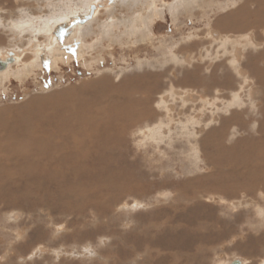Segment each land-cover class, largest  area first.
Listing matches in <instances>:
<instances>
[{"label":"rangeland","instance_id":"rangeland-1","mask_svg":"<svg viewBox=\"0 0 264 264\" xmlns=\"http://www.w3.org/2000/svg\"><path fill=\"white\" fill-rule=\"evenodd\" d=\"M92 1L7 0L5 3L1 0L0 52H4L7 47L25 50L11 63L13 65L16 63L14 66L10 65L13 71L11 68L0 70V73L6 74V78H0V110L17 107L36 98L38 102L47 104L44 106L47 113L50 108L54 116L59 115L60 112L69 113L73 111V108L80 109L81 103H85L87 107L90 101L93 102L94 94L90 90L92 85H95V90L100 92L108 89L112 94L119 93L120 95L112 101L127 102L132 99L126 94L129 86H125L126 90L124 85H119L121 80L126 81L123 79L124 76L152 68L158 72L162 70L161 79L164 77L168 79L165 80L166 83L161 81L162 86L165 87L150 97L152 106L150 107L159 111L161 118L160 116L148 117L145 120L146 116L143 114L144 116H138L139 119L132 123L135 124L134 126L124 125L120 146L117 147L118 149L112 148L114 152L111 153L112 166L115 168L125 166L135 171L136 177L139 178L135 181L137 184L141 183L143 188L138 191L129 190L119 194L120 196L115 195L116 198L110 202L109 206L107 204V207L88 205L83 211H65L62 207L63 211L56 205H52L51 200L44 203L39 198L32 199L31 209H27L22 202L12 205L4 204L0 207V264H229L233 260H239V264H264V192L256 195L252 191L250 192L253 194L249 192V194L246 193L247 195L221 194L206 184H201L195 186L194 195L189 198L180 195L185 181L191 179V182H195L194 179L215 171L204 155V148L211 150L212 146L203 145V137L212 127L219 126L221 117L229 115L232 109L246 106L251 108L249 109L250 117L253 115V119L258 117L260 119L261 114L258 113V109L261 104V95L257 92L259 91L258 82L246 69L247 63L246 67L242 64L246 60L248 50H253L255 53L258 48L264 50V25H259L260 39L243 36L237 32L239 36L234 42L237 46L234 50L228 46L230 42H233L230 39L233 37L231 35L227 36L223 41L224 44L219 47L213 41V50L204 52V63H196L202 65L205 69L203 75L204 73L206 75L211 67L214 69L215 63L224 64L227 61L231 70L229 72L233 74L237 84L234 82L235 84L230 86L233 88L227 87V90L221 88L222 92L225 91L228 95L224 97L221 104L202 105L203 102L200 104V101H197L196 105L187 107L184 113L179 114L178 106L169 105L170 103L174 105L177 93L173 91L175 84L169 82L166 70L167 65L168 68L173 69L171 65L177 63L178 57L163 55L165 49H157L156 44L159 42L165 46L168 45L167 42L171 44L167 41L171 39L167 38L171 34L176 38L183 32L186 35L191 32L195 38L201 34L205 35L208 29L205 31L201 28H206L207 20H189L187 24L176 25L169 17L170 8L166 9L163 18L157 19L148 12V6L146 9H141V0H96L101 5L97 7L96 12L90 14L88 18H83L81 14L80 18L83 19H77V17L71 19H77L75 22L82 24L80 27L83 29L81 28L80 32L75 30L70 39L66 38L65 31L58 35L59 19L55 18L52 21L54 15L64 11L71 15L77 8L79 13L82 10L86 13ZM229 9H221L220 13L224 14ZM138 20L147 23L146 36L144 34L140 37L136 34L137 25L132 27V24ZM55 24L58 26L55 27ZM205 37L209 36L205 35ZM244 39L247 42L241 43ZM195 40L192 42L197 44L198 48L202 47L204 51L207 43H198L199 40ZM210 40L204 41L210 43ZM53 42L57 44L52 51L53 58L58 56L55 59L50 53V47L55 44ZM75 42L82 46L81 52L76 50ZM31 44L34 46L32 47ZM39 46L45 48V53L47 51L46 54L42 53L45 55L44 61L41 59L43 55L40 54ZM137 46L144 47L135 49ZM171 47H175V44ZM244 52L245 55L242 54ZM37 57H40L39 61ZM27 63L30 68L27 73L21 75L24 77L22 78L16 69L22 70ZM216 64L215 66L218 67ZM220 69L218 73L225 70ZM17 72L18 77L15 76ZM108 75L112 77L111 80L106 77ZM106 79L110 81L104 82ZM106 83H111L113 86ZM117 85L120 91L117 90ZM232 89L238 93L235 99L231 98L234 97L230 94ZM191 92L194 99L199 97V93ZM217 93L218 91L213 88L211 95L217 96ZM105 97L94 100L95 105L99 103L102 106V102H109V96L107 99ZM193 97L189 99L193 100ZM178 100H180L179 96ZM159 118L163 119L160 121ZM245 119L249 121L248 116ZM255 122L252 120L245 128L240 126L242 129L237 125L236 127L229 125L221 141L227 144L225 146H229L232 144V138L234 143L236 139H242L249 133V136L254 137L258 134L255 132L258 126ZM238 129L241 131L239 132ZM32 208L35 210L33 211ZM198 222L207 223V225L204 224L205 227L198 228L200 227L197 225Z\"/></svg>","mask_w":264,"mask_h":264},{"label":"bare ground","instance_id":"bare-ground-1","mask_svg":"<svg viewBox=\"0 0 264 264\" xmlns=\"http://www.w3.org/2000/svg\"><path fill=\"white\" fill-rule=\"evenodd\" d=\"M3 1L7 2V0H2V2ZM142 1H144L146 3H143ZM147 1H149V0H146V1L141 0V2H140V5H142L141 9H146V5L148 3ZM154 1H156V0H154ZM213 1L214 0H210V2H213ZM215 1H217V0H215ZM227 1L228 2H232V1L236 2V0H227ZM0 2H1V0H0ZM151 2H152V0H151ZM206 2H207V4L210 3L209 0H207ZM233 2H232V4H233ZM150 4H152V3H150ZM8 5H10V4H8ZM12 6H14V5H12ZM81 6H83V4H81ZM98 6H101L100 2H97L96 0H94V2L92 1L91 3H89V6H88L89 9L86 11V13L85 12L83 13V10L81 11V13H79V10L77 8V10H75V12L71 15H68L67 11L60 12L59 14H56V16L54 15V17L52 18V21H54L55 18L59 19V22H58L59 27L57 28V32L59 33L58 35H60L62 32L65 31L66 32L65 36L68 39L72 35V33L75 32V30H76V32L78 30L80 32V30L82 28L80 26L82 24L80 25L79 23H76L75 21L77 19H79L82 15H83L82 16L83 18H88L90 14L97 11ZM185 7H187V6H185ZM193 7H195V6H193ZM134 10H136V9L134 8ZM187 10L189 11L188 8H187ZM172 11H175V10L173 9ZM176 12H178V11H176ZM180 12H183V11H180ZM221 16H223V15H221ZM73 17H77V19L71 20ZM139 17L141 18V16H139ZM83 18H80V19H83ZM217 18H219V17H217ZM71 23H73V25ZM146 24L147 23H145L144 21L141 22V20H138L134 24H132V27H135V25H137L139 34H138V31L135 29L137 32L136 34L140 35V37H142L146 31L145 30ZM259 25H264V0H242L241 2H239V4L237 6L231 8V9H229V11L225 12V16L223 17V20L220 18L218 20V22H216L215 26H213V25H212L213 27L211 26L212 27L211 32H214L213 34L215 35L216 39L217 38H218V40H219V38L221 39L219 41L220 46L222 44H224L223 41L227 36H229V35L233 36V37H230V39L233 42H230L228 46H231V49L234 50V48L237 47L236 43H234V42L238 40L237 39L239 36V35L237 36L238 33H240V35H243V36H251L253 39H260V35L258 32L260 29ZM56 26H58V25L55 24V27ZM16 27H18V26H16ZM49 27H52V26H49ZM53 28H54V26H53ZM261 28H263V27H261ZM106 29L108 30V28H106ZM205 29H208V28L206 27ZM209 30H210V28H209ZM52 32H53V30H52ZM146 33H147V31H146ZM145 36H146V34H145ZM212 38H214V37H212ZM53 39H56V38H53ZM81 39H83V37ZM73 40H74V38H73ZM201 41H202V39H201ZM254 41L257 42V40H254ZM245 42H247L246 39L241 41V43H245ZM54 43L55 42H53V44ZM198 43H202V42H200V40H199ZM238 43H239V41H238ZM75 44H76V42H75ZM183 44H185V43L183 42ZM183 44H182V46H183ZM203 44H206V43H203ZM31 45H32V47L34 46L33 44H31ZM56 45L57 44L55 43L53 46L50 47V50H51L50 53L52 55V58L54 55V52H52V51L54 50V46H56ZM81 47L82 46L80 44H76V48H77L76 50L77 51L81 52L82 51ZM140 47L137 46V47H135V49H140ZM142 47H144V46H142ZM207 47H209V46H207ZM38 49L40 50V54L45 53L44 52L45 48L43 46H41V47L39 46ZM153 49H154V47H153ZM189 49H190V46H189ZM196 49H198V47ZM260 49L261 48H258L256 53L253 50L252 51L248 50L247 55L245 56L246 60H244V62H243L244 64H242L246 67V63H247L246 69H248V71L251 72L254 79H256V81L258 82V90L259 91H257V92L259 93L258 95H261V97H260L261 104H259L260 108L258 109L259 110L258 113L261 114L260 119H258L259 117L257 119H253V117H252L253 115H251V117H250L249 116L250 115L249 109H251V108L247 107L248 108L247 109L246 106L243 108L241 107L240 109H232L230 111L229 115L228 114L224 115L222 120L219 122L220 124L218 123L219 126L215 125L214 128L212 127V129H210L207 132L208 134H205V136L203 138V145L210 144L212 146L211 150H209L210 149L209 147H208L209 149H207V150L204 148V155L206 157V161L209 164H211V168H213V170H215V171L212 172L211 174H208V175H205L203 177H199V178L194 179L193 181H195L196 183L191 182V179L189 181H185L183 184V187L180 190L181 196H185V197L189 198L190 196L194 195L195 186L201 185V184H203V185L206 184L212 190H216L215 192H218L221 194L231 193V194L243 195L246 193L249 194V192L252 191L253 193L255 192L254 195H256V194H260L261 192H264V50H263V48L261 49L263 51H261ZM11 50L13 51L14 60L9 61L7 63V65L4 67V69L2 68L3 69L2 71L9 69V68H11V71H13L14 69H12V67H10V65L11 66L13 65L11 63H13L17 59V57H20L21 53L25 49L22 48V49L18 50L17 48H13V49L11 48ZM29 51H31V50H29ZM189 51L190 50H188V47L183 48V56H185V57H183L184 60H187ZM46 53H47V51H46ZM36 54H37V52H36ZM36 54H35V56H36ZM242 54L245 55V52ZM8 55H10V54L5 49L4 52H2V51L0 52V59H2V60L8 59L7 58ZM42 55L43 56H41L42 57L41 59H42V61H44L45 55L44 54H42ZM96 56H97V54H96ZM154 56H155V53H154ZM57 57L54 56L53 59H55ZM192 57H194V56L192 55ZM227 58H229V57H227ZM227 58H226V60H227ZM37 59L39 61L40 57L39 58L37 57ZM53 59H49V61L53 62L54 61ZM178 59H179V57H178ZM193 59H195V58H193ZM24 60H25V57H24ZM42 61H40V62L43 64L44 62H42ZM92 61L94 62V60H92ZM32 62H34V61L32 60ZM239 62H241V61H239ZM261 62H263V63L261 64ZM155 63H156V61H155ZM17 64H19V63H17ZM20 64H22V63L20 62ZM24 64H25V62H24ZM54 64H56V63H54ZM215 64L213 66L214 69H212V67H211V69L209 68L210 72H208L206 75H205V73L203 75L202 72L199 71V69H203L202 65L200 63L198 64L196 62H193L192 63L193 69L191 70V68H190V70H187V72L186 71L183 72L185 67H182L181 64L180 65L176 64L174 66L171 65L173 67V69L168 68V65H167L166 70L168 72L169 82H172L174 84L178 83V84H181L182 86H185L187 84L193 88L197 87V88H195L197 91L201 88L200 86H202V85L208 87V91H211V90H213V88H215V90L222 92V90H223V89H221L222 87L226 88V90H227V87H229V89L233 88L230 86H233V84H235L234 82H236V84H237V81L232 76L233 74H230L229 71H231V70H230V67H229L227 61L224 62L225 65L222 63L216 64V65H218V67L215 66ZM221 64H222V67H221ZM24 66L25 67L22 68V70L16 69V70H18V72L20 74L19 75L17 72V75H15L16 77H18V75L20 77H22L24 73L28 72L30 65L27 63ZM94 67H95V65H94ZM220 67H221V69H220ZM152 69L151 70H148V69L147 70H141L142 72L137 71V72H134L133 75L124 76L123 79L124 80L126 79V81L124 82L123 80H121V83L119 85L120 86L124 85V88H125V86L126 87L129 86V90L126 94L129 96V98H132V99H130V101H127V102L125 101L126 103L122 100H119V101L113 100L112 101V99H115V97H118L120 95L119 93H116L114 91L115 93L112 94V92H110V90H108V89H104V91L102 90V92H100L98 90H95V88H96L95 85H92V88L90 90L94 94V96H93L94 100H99V98H104L106 95L107 97L109 96V98H108L109 102L106 103L104 101V102H102V106H101V104H99V103H96V105H95V102L93 100L94 103L90 101L89 102L90 105L87 107H86L85 103H81V107H79L80 109L76 110L77 108H73L72 109L73 111H71L69 113H61L60 112V114L57 116L52 115L51 108H50L49 113L45 112L44 106L47 104H45L43 102H38L36 98L25 102L23 105L18 104L19 106H17V107H7V108L1 109L0 110V207L4 206V204H11L12 205V204H17V203L22 202V204H24L27 207V209L28 208L31 209L32 205L30 203H31L32 199L39 198V200L44 202V203H47V201L51 200V203H53L52 205H56L60 210L64 209L65 211H71V210L72 211L73 210H82L83 211L84 208H86L88 205H93L95 207H100V205H103L104 207H107L106 205L108 204V206H109L110 202L116 198L115 195L117 196V194L119 195V194H122L124 192L129 191V190H137L138 191L139 189L143 188L140 185L141 183L137 184L135 181L136 178L139 179L138 177H136L137 173L135 174L134 173L135 171H133L132 169H129L128 167H125V166L121 167V168H119V167L115 168L112 166L113 157H112L111 153L114 152V150H112V148L113 149L117 148V147L119 148L121 140H122L121 134H122V131L125 129L126 125L130 126V124L134 123V121L139 119L138 116L140 117L141 115L146 116L145 120H147L148 117H151V118L157 117L158 118V116H160L159 111H157V110L155 111L154 108H151L152 106L150 105V101H151L150 97L154 96L152 94L159 93L158 91H160L163 87H165V86H162L161 81H165L168 79H166V77H164V79H161L160 72H162V70H159L160 72H158V70H154V68H152ZM157 69H159V68H157ZM215 69H216V71H215ZM219 69L220 70L225 69V70L218 73ZM234 69H235V67H234ZM9 71H7V72H9ZM202 71H204V70H202ZM240 71H241V73L243 72L242 68H240ZM5 76H6V74L4 72L0 73V78H2V77L6 78ZM106 77H109V75ZM106 77H104V78H106ZM22 78H24V77H22ZM111 78H110V80H111ZM244 78H246V77H244ZM100 79L103 80V78H100ZM119 79H121V78H119ZM109 81H107V79L104 80V82H109ZM118 81H116V82H118ZM165 83H166V81H165ZM106 84H108L109 86L111 85V83L110 84L106 83ZM178 84H176V85H178ZM103 85L105 86L104 83H103ZM111 86H113V85H111ZM106 88H108V87H106ZM131 88H132V90L130 91ZM237 89H238V87H237ZM117 90L120 91L118 85H117ZM202 91H204V90H202ZM251 91H255V90H251ZM224 92L221 93L222 94L221 97L222 96L225 97L227 95L226 94L227 92H225V93ZM230 92L228 91V93H230V94H232V96H234L231 98L235 99V97L237 96V94L240 91L238 89V91H237L238 93H236L232 89ZM188 94H190V93H188ZM159 95H158V97H159ZM191 95H189V96H191ZM107 97H105V98L107 99ZM117 100H118V98H117ZM120 101H122L124 103H122ZM233 101L234 100H232V102ZM89 103H87V104H89ZM136 103H137V106H135ZM254 104H256V103H254ZM169 105L174 106L172 103H170ZM240 106H242V105H240ZM47 110H49V109H47ZM164 111H166V110H164ZM114 113H115V116H113ZM169 113H170V111H169ZM247 116L249 117V121L247 119H245V117H247ZM257 116H259V115H257ZM160 118H161V116H160ZM160 118H159V120H160ZM172 118H174V117H172ZM155 120H156V118H155ZM252 120L257 122L258 126H257L255 132H257L258 134L255 133L256 135L254 137L249 136L250 133L247 130V133H249V134H247L248 136L245 135V137L242 139L241 138L240 139L235 138L236 140L234 141V143H233L234 138H232L233 139L232 144H230L229 146H225L227 144H223V141H221V139L223 136L226 135L225 133L227 132L229 125H234V126L237 125L238 127L241 126L242 128H245V127H248V125L250 124L249 122H251ZM101 122H103V123H101ZM118 123L121 125V127ZM143 123L145 124L147 122H143ZM134 125L132 124V126H134ZM252 126H254V125H252ZM246 129H248V128H246ZM234 130H233V133H235ZM114 131H115V133H114ZM240 131L241 130H239V132ZM251 131H254V130H251ZM244 132H246V131H244ZM236 134H237V132H236ZM231 136H233V135H231ZM234 136H235V134H234ZM204 147H207V146H204ZM114 161H115V159H114ZM105 181H106V183H105ZM260 187H262V189H260ZM202 188H203V186H202ZM253 193L250 192V194H253ZM40 198H42V200ZM194 198L195 197L193 196V199ZM196 199H198V198H196ZM35 202H37V201H35ZM34 204L36 206V203H34ZM43 206H44V204H43ZM53 207H55V206H53ZM62 207H63V209H62ZM33 209L34 208H32V210ZM54 210H55V208H54ZM204 214H206V213H204ZM195 220H196V218H195ZM198 223L199 224H197V225H200V227L198 226V228L205 227V225H207V223L206 224L201 223V222H198ZM198 228H197V230H198ZM231 231H233V230H231ZM197 248H199V247H197ZM195 254H197V253H195Z\"/></svg>","mask_w":264,"mask_h":264},{"label":"crops","instance_id":"crops-1","mask_svg":"<svg viewBox=\"0 0 264 264\" xmlns=\"http://www.w3.org/2000/svg\"><path fill=\"white\" fill-rule=\"evenodd\" d=\"M206 1L207 0H170V1L169 0H158V1L156 0L154 2H151V0L147 1L148 3H147L146 6H148V12H150V14L155 16L157 19L158 18L159 19L163 18L165 16V14H166V9L170 8L171 12L169 13V17H171L172 21L176 25L178 23L187 24V22L189 20H197V21L207 20L206 21V27L208 28V31L204 27H202L201 29L207 31V33H205V31H201V32H204L205 35H208L209 36L208 38L205 37V35H202V34L199 37L195 38V37L192 36L193 34L191 32H188L187 35H186L185 32H183V33H181L182 35L180 37H177V38L173 34L167 36V38H171V39L167 40V41L171 42V44H169L167 42V44H168L167 46L163 45L162 43L160 44V42L158 44H156L158 46V47H156L157 49H159V48L160 49H162V48L165 49L163 51V55H165V56H169V55L170 56H174L175 55L176 57H179L180 60L178 59L179 61H177V63H175L173 65H176V64L180 65L181 63H183V64H181L182 67H185L183 72H185V71L187 72V70H190V68L192 70L193 69V67H192V63L193 62H200L201 64L204 63V60H205L204 59L205 58L204 57V52L205 51H209V49L213 50V46H212L213 41H215L214 44H218L217 46H220L219 45V41L221 39L220 38H219V40H218V38L216 39V37L213 34V32H211V28L213 27L212 25H216V22H218V20L220 18L223 20V17L225 16V13L224 14L220 13L221 9H227L228 10L229 8H233V7L237 6L239 4V2H241L239 0H236V2L232 1L233 2V4H232V2H228L227 0H217V1L214 0L213 2H210V0H209L210 3L207 4ZM144 3H146V2H144ZM150 3H152L153 5L150 4ZM229 5H231V6L229 7ZM185 6H187V7H185ZM193 6H195V7H193ZM187 8L189 9V11L187 10ZM173 9L175 11H172ZM176 11H178V12H176ZM180 11H183V12H180ZM220 14L223 15V16H221ZM216 16L219 17V18H217ZM207 22H208V24H207ZM209 28H210V30H209ZM197 36H198V34H197ZM212 37H214V38H212ZM210 38H212V40H210ZM201 39H202V41H201ZM208 39L211 42L208 44L207 41H205V43H207L206 46H205L207 50L205 49L204 51L202 50V47L196 49L198 47V45L195 44V43H192V40H195V41L200 40V42L203 43L204 40H208ZM179 40H182L185 44H183V42H181ZM173 44H175V47H171ZM182 44H183V46H182ZM179 45H181V46H179ZM195 45H196V48H194ZM189 46H190V49H189ZM207 46H209V47H207ZM184 47H188V50H190L188 52V58L189 59H187V60L183 59V48ZM8 48H12V47H7L6 50ZM175 48H176V52L174 51ZM216 48H218V47H216ZM191 54L194 57H192ZM195 56H197V57H195ZM193 58H195V59H193ZM202 70H204V72H205V69L204 68L203 69H199V71L202 72V74H203ZM176 84H178V83H175V87L173 86L174 87L173 91L175 93H177L175 95L177 99L173 103H174V106H178V113L179 114L180 113L181 114L184 113V111L187 109V107L190 108L192 105H194V104L196 105L197 101H200V104L203 102L202 105L203 104H214V103L215 104H221L223 99H224L223 96L221 97V94H219L220 91H218V90H217L218 91V93H217L218 97L217 96H212L211 93H212L213 90L212 91H208V87H206L204 85L200 86L201 88L197 91L195 89L197 87L193 88V87H191V86H189L187 84L185 86H182L181 84H178V85H176ZM176 89L178 90V92H176ZM202 90H204V91L201 92ZM191 91H193V92H195L197 94L200 93L199 97L194 99V97L191 95V93H192ZM188 93H190V94H188ZM189 95H191L190 97H193V100L189 99L190 98ZM178 96H179L180 100H178ZM214 99H217V100L214 101ZM221 120H222V117L220 118V121ZM206 134H208V133H206Z\"/></svg>","mask_w":264,"mask_h":264},{"label":"water","instance_id":"water-1","mask_svg":"<svg viewBox=\"0 0 264 264\" xmlns=\"http://www.w3.org/2000/svg\"><path fill=\"white\" fill-rule=\"evenodd\" d=\"M7 52H9L10 55H8V57H7L8 59H4V60L0 59V69L4 68L9 61L14 60L13 51L11 50V48H8ZM239 263H240L239 260H236V261L233 260L229 264H239Z\"/></svg>","mask_w":264,"mask_h":264}]
</instances>
